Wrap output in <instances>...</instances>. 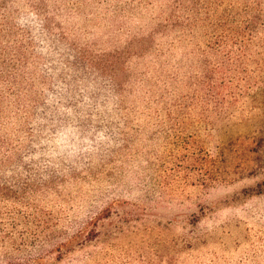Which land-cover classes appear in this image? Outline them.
Here are the masks:
<instances>
[{
    "label": "rangeland",
    "instance_id": "rangeland-1",
    "mask_svg": "<svg viewBox=\"0 0 264 264\" xmlns=\"http://www.w3.org/2000/svg\"><path fill=\"white\" fill-rule=\"evenodd\" d=\"M0 264H264V0H0Z\"/></svg>",
    "mask_w": 264,
    "mask_h": 264
}]
</instances>
